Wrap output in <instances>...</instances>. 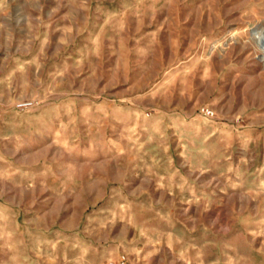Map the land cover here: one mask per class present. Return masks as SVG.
I'll list each match as a JSON object with an SVG mask.
<instances>
[{"label":"rangeland","instance_id":"obj_1","mask_svg":"<svg viewBox=\"0 0 264 264\" xmlns=\"http://www.w3.org/2000/svg\"><path fill=\"white\" fill-rule=\"evenodd\" d=\"M0 264H264V0H0Z\"/></svg>","mask_w":264,"mask_h":264},{"label":"built area","instance_id":"obj_2","mask_svg":"<svg viewBox=\"0 0 264 264\" xmlns=\"http://www.w3.org/2000/svg\"><path fill=\"white\" fill-rule=\"evenodd\" d=\"M200 116H202L205 119H211V118H213L214 113L212 110H210L208 108H202L200 110ZM122 259H124V258H122Z\"/></svg>","mask_w":264,"mask_h":264},{"label":"bare ground","instance_id":"obj_3","mask_svg":"<svg viewBox=\"0 0 264 264\" xmlns=\"http://www.w3.org/2000/svg\"><path fill=\"white\" fill-rule=\"evenodd\" d=\"M253 35H255V33H254ZM258 39H259V38H258Z\"/></svg>","mask_w":264,"mask_h":264},{"label":"crops","instance_id":"obj_4","mask_svg":"<svg viewBox=\"0 0 264 264\" xmlns=\"http://www.w3.org/2000/svg\"><path fill=\"white\" fill-rule=\"evenodd\" d=\"M150 181H151V179H150Z\"/></svg>","mask_w":264,"mask_h":264}]
</instances>
